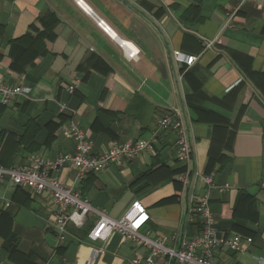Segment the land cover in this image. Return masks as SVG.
Here are the masks:
<instances>
[{"label": "crops", "instance_id": "crops-1", "mask_svg": "<svg viewBox=\"0 0 264 264\" xmlns=\"http://www.w3.org/2000/svg\"><path fill=\"white\" fill-rule=\"evenodd\" d=\"M122 42L139 51L136 60ZM174 51L197 61L175 66ZM0 82L32 90L0 111L5 168L76 154V142L61 133L69 122L103 155L114 143L149 138L172 109L187 110L191 162H178L176 135L164 131L154 151L90 175L76 190L113 219L140 201L151 216L144 233L172 238L183 232L191 195L178 177L186 170L214 176L219 235L253 240L241 251L222 248L214 263L264 264V0H0ZM52 175L74 186L72 166ZM54 214L48 193L4 184L0 264H133L148 254L119 233L90 240L93 217L82 229L70 225L59 243Z\"/></svg>", "mask_w": 264, "mask_h": 264}, {"label": "built area", "instance_id": "built-area-1", "mask_svg": "<svg viewBox=\"0 0 264 264\" xmlns=\"http://www.w3.org/2000/svg\"><path fill=\"white\" fill-rule=\"evenodd\" d=\"M239 1L240 6L258 2V0ZM77 4L86 14L93 16L92 10L82 1H77ZM95 20L99 28L114 38L110 34V28L103 21ZM213 44L214 42H207L206 47L211 48ZM120 46L128 50L130 59L138 58L139 51L133 45L122 42ZM172 56L175 66L183 65L186 69L191 68L197 61V57L180 51H174ZM31 91L29 87L8 86L0 82V111L18 100L28 99ZM190 125L188 111L175 108L158 120L149 138L123 144L114 143L106 154L95 155L85 133L77 124L69 122L62 128L61 133L66 139L76 142V154L66 155L55 161L32 157L26 167L5 168L0 164V190L4 184H9L16 188L29 189L35 195L48 193L55 208L54 227L59 243L67 240L70 225L82 229L87 226L89 218L93 217L96 221L88 236L90 240L105 243L114 233H119L135 247L147 251L145 259L136 258L133 264H158V260H162L163 264H215V254L222 248L241 251L243 243L249 245L253 240L243 239L241 236L219 235L217 221L210 208V195L215 187L214 176L186 170L178 177V181L190 189L191 195L183 215V232L172 238L167 236L155 238L150 233H144L151 216L140 201H135L121 219H113L105 211L94 207L76 190L78 184L88 176L99 174L110 166L123 167L154 151L158 144V136L164 131H172L176 135L178 162H191L193 146L190 141ZM65 166H72L76 170L72 187L65 186L52 175ZM200 185L203 189L201 194ZM10 206V202L3 204L4 208ZM192 226L198 228L197 234H189L188 230ZM101 253L104 251L102 250Z\"/></svg>", "mask_w": 264, "mask_h": 264}, {"label": "bare ground", "instance_id": "bare-ground-1", "mask_svg": "<svg viewBox=\"0 0 264 264\" xmlns=\"http://www.w3.org/2000/svg\"><path fill=\"white\" fill-rule=\"evenodd\" d=\"M110 34H111L115 39H117V36H116L113 32H110Z\"/></svg>", "mask_w": 264, "mask_h": 264}, {"label": "trees", "instance_id": "trees-1", "mask_svg": "<svg viewBox=\"0 0 264 264\" xmlns=\"http://www.w3.org/2000/svg\"><path fill=\"white\" fill-rule=\"evenodd\" d=\"M94 175V174H93ZM91 231V230H90ZM90 233V232H89ZM88 236H89V234H88Z\"/></svg>", "mask_w": 264, "mask_h": 264}]
</instances>
